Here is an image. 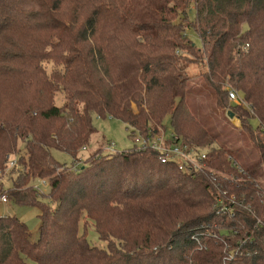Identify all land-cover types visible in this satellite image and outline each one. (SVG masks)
Listing matches in <instances>:
<instances>
[{"label":"trees","instance_id":"trees-1","mask_svg":"<svg viewBox=\"0 0 264 264\" xmlns=\"http://www.w3.org/2000/svg\"><path fill=\"white\" fill-rule=\"evenodd\" d=\"M22 27L29 48L17 52ZM0 82L22 97L4 108L0 96V178L16 160L0 197L42 209L37 236L0 215V264H264V0H0ZM229 85L249 108L229 100ZM202 93L240 120L257 152L247 166L192 109ZM93 114L131 135L169 118L207 158L181 171L152 149L99 148L74 170ZM36 179L49 180L47 194Z\"/></svg>","mask_w":264,"mask_h":264},{"label":"rangeland","instance_id":"rangeland-1","mask_svg":"<svg viewBox=\"0 0 264 264\" xmlns=\"http://www.w3.org/2000/svg\"><path fill=\"white\" fill-rule=\"evenodd\" d=\"M28 9V5H26L24 2L21 5H18L14 8L15 14H18L21 16L23 12ZM189 18L190 20L195 19V12L191 10L189 12ZM15 37L18 46L14 49L17 52L22 51V49L26 50V48H29V45H27L29 42L27 41L28 34L25 33V28L22 27L20 31H18ZM191 39L194 41V43L197 46L201 45L200 38L197 34V32L194 29H189L188 31ZM42 37L45 36V34L41 35ZM38 38V36H37ZM31 42V41H30ZM32 43V42H31ZM30 43V47H31ZM38 43H32L33 47H35ZM19 63L22 64V62H19L17 60L16 62L10 63V65L14 67H18ZM27 62V66H28ZM23 65V64H22ZM51 66H49V69ZM13 84V83H12ZM12 84H5L0 82V96H1V105L4 108L9 107L10 105H13L14 97H18V89L16 87H13ZM229 88H233L232 86H228ZM31 95V94H30ZM29 95V96H30ZM22 100V97L19 98V100ZM191 106L192 109L199 112V115L202 117L204 122L207 124L209 128H212L214 130V133L218 136L219 142L223 143L225 146L230 148L233 151L234 156L240 160L242 165L248 164L243 162V158L247 157L249 158L252 151V157L253 153L255 157L257 156V152L253 149L251 146L248 138L245 135H242L239 130L241 127H236L233 124V121L230 120L231 118L229 115L227 116L226 112H223L222 110L217 111L212 108L210 97L206 93L199 94L198 96L191 97ZM58 104L62 103V97L60 96L58 101ZM93 124L96 128V132L91 137L90 147H83L80 149V160L84 161L85 158L88 157L89 152H94L99 148H103L104 151H106L107 145H114L113 148L108 149L107 152L110 154H114L116 152H122L129 148L134 147L133 138L131 135V128L127 127V124H125L122 120L117 118H112L110 116H99L97 114H93ZM232 124H231V122ZM55 123V120L48 121L47 123H43L42 125L50 126ZM154 128L159 129L161 132V129H166L167 137H170L173 133V127L171 125L170 119L167 118L164 121V126L160 125H153ZM258 126V121H253V127L256 128ZM137 132V130H135ZM20 149L22 152L19 153V155L24 154V147L23 144L20 143ZM17 155V157L19 156ZM54 157L60 161L61 163L71 164L73 162V159L66 153L61 151L53 150ZM247 166V165H245ZM2 177L0 178V187L3 186V191H8L12 188V177H15V173L12 174V171L5 167L4 171L2 172ZM46 181V184L44 183L43 179H36L34 180V185L39 188V190L47 194L49 191V180L44 179ZM264 184V179H263ZM43 203L47 205L46 200H41ZM49 204V202H48ZM42 214V209L39 205H20L12 200H10L8 203H0V215H12L16 216L20 221L25 222L32 232L33 236H37L39 234V226L41 224L40 222V216ZM88 238L90 241L96 245L104 246V243L101 242L97 234L94 232L93 229H89Z\"/></svg>","mask_w":264,"mask_h":264},{"label":"built area","instance_id":"built-area-1","mask_svg":"<svg viewBox=\"0 0 264 264\" xmlns=\"http://www.w3.org/2000/svg\"><path fill=\"white\" fill-rule=\"evenodd\" d=\"M229 100L237 102L244 107L249 108L250 105L243 99H240L238 92L233 89H228ZM133 133V132H132ZM134 145L141 150L152 149L160 154V160L163 163L173 162L181 171L199 170L202 166V160L206 159L204 153H199L194 146L185 144L183 139L174 132L170 137H167L166 131L161 129V132L155 133L148 131L146 134L137 132L133 133ZM114 145H107L106 149L113 148ZM106 150V151H107ZM16 163L15 159H10L8 168L10 169ZM82 161L79 159L74 165V170H77ZM46 184V181L43 180ZM6 195L0 197V203H8Z\"/></svg>","mask_w":264,"mask_h":264},{"label":"water","instance_id":"water-1","mask_svg":"<svg viewBox=\"0 0 264 264\" xmlns=\"http://www.w3.org/2000/svg\"><path fill=\"white\" fill-rule=\"evenodd\" d=\"M229 117L232 119L233 121V124L236 126V127H241V122L240 120L234 116V113H232L231 111L229 112Z\"/></svg>","mask_w":264,"mask_h":264}]
</instances>
